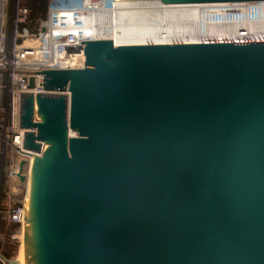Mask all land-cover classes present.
I'll list each match as a JSON object with an SVG mask.
<instances>
[{
  "label": "water",
  "instance_id": "obj_1",
  "mask_svg": "<svg viewBox=\"0 0 264 264\" xmlns=\"http://www.w3.org/2000/svg\"><path fill=\"white\" fill-rule=\"evenodd\" d=\"M81 44L20 94L24 264H264V42Z\"/></svg>",
  "mask_w": 264,
  "mask_h": 264
},
{
  "label": "built area",
  "instance_id": "obj_2",
  "mask_svg": "<svg viewBox=\"0 0 264 264\" xmlns=\"http://www.w3.org/2000/svg\"><path fill=\"white\" fill-rule=\"evenodd\" d=\"M118 7L119 0H48L47 17L41 29L29 34L22 28L29 17L22 0H0V165L3 160L9 161L6 167L9 179L19 183L20 160L26 159L28 165L32 161V156L20 153L24 141V129L19 128L20 94H43L44 71L83 68L84 46L81 43L110 40L104 36H90L87 27L107 24V16L99 14H109ZM240 34L235 40L215 43L264 42V36H248L245 31ZM31 78L33 87L29 88ZM14 153L21 157L15 163ZM28 165L23 169L25 176ZM24 208L22 203L8 205L3 212L0 264H22L18 258L23 245Z\"/></svg>",
  "mask_w": 264,
  "mask_h": 264
},
{
  "label": "bare ground",
  "instance_id": "obj_3",
  "mask_svg": "<svg viewBox=\"0 0 264 264\" xmlns=\"http://www.w3.org/2000/svg\"><path fill=\"white\" fill-rule=\"evenodd\" d=\"M122 1L120 2L119 0V7L113 12H110L109 14H99L100 16H107L108 18L107 24L100 23V24L90 25L86 29L87 33L90 36H94V37L97 35L106 36L111 41L114 42L115 46L130 45V44H122L123 43L122 41L130 39L132 37L144 36V38L151 39V38H156V37L159 38L168 35L176 36L175 34L176 31H174V28L173 30L167 29L165 31V27L162 26L161 29L162 31L153 30V28L149 27L151 24L147 26L146 25L147 21L144 20L143 21L146 24H144L142 21L140 22L143 25L142 27L143 29L137 30L138 28L135 27H134L135 28L134 31L133 29H130L132 25L126 24L125 22L126 20L133 18L132 17L134 13L133 9L135 8L137 10L135 12L136 15L142 13L144 10L146 12L147 11L153 12L155 16H163V15L174 16V14L179 16L181 13H183L184 16L186 17V14L191 13L190 11L192 10H195L198 16L200 17L202 24H204L203 22H206V24L202 25L203 27L201 26L200 29L197 30L198 32L192 31L189 33V35L192 36L197 33L200 37H206V40H208L207 42L210 43L225 42V41L229 42L231 40H235L239 35H241L240 34L241 31H245V33L248 36H252V37L259 38L264 36V3L261 4L242 3L243 6H238L237 4L165 5L157 0H122ZM163 6L167 8L164 9ZM167 22H172V21H167ZM174 24L172 26H174ZM160 33L164 35H161ZM147 42H152V41H147ZM186 43L194 44L195 42H186ZM196 43H200V42H196ZM146 44H152V43H146ZM158 44H171V43H158ZM30 167L31 164L28 168V172L30 171ZM29 182H30V175L29 178H27L28 188H27L26 199L28 198ZM18 261L20 263L22 262L23 264V245H21L20 248Z\"/></svg>",
  "mask_w": 264,
  "mask_h": 264
},
{
  "label": "rangeland",
  "instance_id": "obj_4",
  "mask_svg": "<svg viewBox=\"0 0 264 264\" xmlns=\"http://www.w3.org/2000/svg\"><path fill=\"white\" fill-rule=\"evenodd\" d=\"M121 1L122 0H120V2ZM122 2H124V1H122ZM143 3H146V2H143ZM166 8L164 7V9H166ZM174 9H176V8H174ZM133 10H134V13H133L132 17L134 19L130 17L131 19H128L125 22L126 24H130L133 26V27L131 26V28H130V29H133V31L135 30V28H138L137 30L143 29L142 28L143 25L140 22L142 21L144 24H146L144 21H147L146 25L149 26L151 24L149 27L153 28V30L160 31L162 29V26L165 27V31L167 29L173 30V28H174V31H176L175 32L176 36L175 35H172V36L168 35V36H162L159 38L156 37V38H151V39L144 38V36L132 37L130 39L122 41L123 42L122 44H146V43L158 44V43H186V42H195V43L200 42V43H202V42L208 41V40H206V37H200L197 33L195 35H192V36L189 35V33L192 31L198 32L197 30H199L202 25L206 24V22H203L204 24H202L201 19L195 10H192V11H190L191 13L186 14V17L184 16L183 13H181L180 15L178 14L179 16H177L175 14H174V16H172V15L166 16L163 14H162L163 16H155V14L153 12H150V11L146 12L144 10H143L144 13L142 12V13H139L136 15L135 12L137 10L135 8ZM169 11H171V10H169ZM167 21H172L173 23L167 22ZM133 23H134V25H133ZM173 24H174V26H172ZM138 26H140V27H138ZM160 34L164 35L162 33H160ZM99 36H101V35H99ZM189 36H190V38H189ZM104 37H106V36H104ZM167 37H169V38H167ZM27 38H29V37H27ZM207 39H210V38H207ZM20 41H23V38L20 39ZM147 41H152V42H147ZM115 42H117V41H115ZM124 42H126V43H124ZM25 44L27 45L28 42H26ZM20 158L21 157L18 156L16 153L13 154V162L14 163L17 162V160H19ZM8 165H9L8 160H3L2 165H0V211L2 213L4 212L6 206L17 205L19 202L24 204V207H25V200L27 197V188H28L27 187V181L23 184H20V182L18 183V181H16V180L9 179V177L7 176V169H6V167H8ZM29 173H30V171L26 175V177H28V178H29ZM3 228H4V223H3Z\"/></svg>",
  "mask_w": 264,
  "mask_h": 264
},
{
  "label": "trees",
  "instance_id": "obj_5",
  "mask_svg": "<svg viewBox=\"0 0 264 264\" xmlns=\"http://www.w3.org/2000/svg\"><path fill=\"white\" fill-rule=\"evenodd\" d=\"M22 4L29 12L28 21L22 28L27 29L29 34H34L41 29V24L46 20L48 0H22ZM3 223V213L0 211V230L3 229Z\"/></svg>",
  "mask_w": 264,
  "mask_h": 264
}]
</instances>
